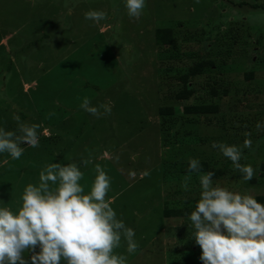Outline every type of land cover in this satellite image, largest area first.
Returning <instances> with one entry per match:
<instances>
[{"label": "rangeland", "instance_id": "1", "mask_svg": "<svg viewBox=\"0 0 264 264\" xmlns=\"http://www.w3.org/2000/svg\"><path fill=\"white\" fill-rule=\"evenodd\" d=\"M89 10L106 18L87 20ZM85 97L111 113L83 110ZM16 116L38 125L39 146L0 153V207L16 211L50 163L80 164L88 192L99 164L139 244L128 255L122 239L128 264H203L188 216L207 171L189 173L190 158L225 169L222 187L264 195V0H146L139 20L125 0H0V128L15 131ZM214 141L240 146L253 178Z\"/></svg>", "mask_w": 264, "mask_h": 264}, {"label": "clouds", "instance_id": "2", "mask_svg": "<svg viewBox=\"0 0 264 264\" xmlns=\"http://www.w3.org/2000/svg\"><path fill=\"white\" fill-rule=\"evenodd\" d=\"M145 7L146 0H125L130 18L139 20ZM105 18L103 11L85 13L87 20ZM80 107L95 116L102 115L99 108L111 113L110 104L93 106L88 97ZM14 118L18 124L15 131L0 128V153L6 152L15 160L24 152L22 144L39 146V135L38 125ZM256 127L261 128L260 122ZM212 147L232 162L243 180L253 178V166L241 163L244 154L240 146L214 141ZM243 148H252L251 139L243 141ZM201 169L200 161L190 158L188 172L200 173ZM95 171L91 189L85 192L80 164H47L39 173V183L24 188L16 211L0 207V264H29L26 252L32 253V264H61L62 260L66 264H128V255L139 248L135 231L117 218L106 199L111 189L106 170L97 164ZM214 175L209 171L199 176V199L188 216L191 234L202 250L200 260L203 264H264V204L251 193L222 187ZM191 178L185 177V191ZM122 239L127 242L128 255L116 251Z\"/></svg>", "mask_w": 264, "mask_h": 264}, {"label": "trees", "instance_id": "3", "mask_svg": "<svg viewBox=\"0 0 264 264\" xmlns=\"http://www.w3.org/2000/svg\"><path fill=\"white\" fill-rule=\"evenodd\" d=\"M204 65H205L204 63H200V64H198V65H196L194 67H191L190 68L191 73L192 74L200 73ZM200 108L201 109H208L207 106L200 107ZM188 109H190V110L199 109V107H189ZM200 163L202 165V170H206L207 172L211 171V172L215 173L213 179L221 177V176H223L225 174V169H221V168H218V169L217 168H207L206 167L207 164L205 162H200ZM258 199L261 201L262 204H264V195L260 196Z\"/></svg>", "mask_w": 264, "mask_h": 264}]
</instances>
